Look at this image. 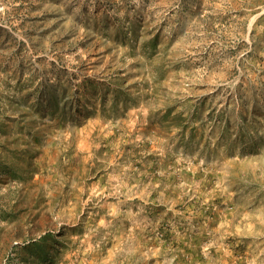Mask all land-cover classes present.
Returning <instances> with one entry per match:
<instances>
[{"label": "rangeland", "instance_id": "obj_1", "mask_svg": "<svg viewBox=\"0 0 264 264\" xmlns=\"http://www.w3.org/2000/svg\"><path fill=\"white\" fill-rule=\"evenodd\" d=\"M0 264H264V0H0Z\"/></svg>", "mask_w": 264, "mask_h": 264}]
</instances>
